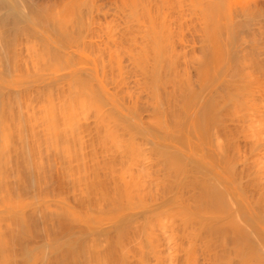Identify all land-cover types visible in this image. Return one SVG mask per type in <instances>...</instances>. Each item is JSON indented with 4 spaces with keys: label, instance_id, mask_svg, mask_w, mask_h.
<instances>
[{
    "label": "bare ground",
    "instance_id": "1",
    "mask_svg": "<svg viewBox=\"0 0 264 264\" xmlns=\"http://www.w3.org/2000/svg\"><path fill=\"white\" fill-rule=\"evenodd\" d=\"M49 1L0 0V264H264L263 5Z\"/></svg>",
    "mask_w": 264,
    "mask_h": 264
},
{
    "label": "rangeland",
    "instance_id": "2",
    "mask_svg": "<svg viewBox=\"0 0 264 264\" xmlns=\"http://www.w3.org/2000/svg\"><path fill=\"white\" fill-rule=\"evenodd\" d=\"M43 1H44V0H43ZM45 1H46V0H45ZM47 1H48V0H47ZM51 1H52V0H51ZM51 1H49V3H51ZM54 1H55V0H54ZM54 1H53V3H54ZM61 1H63V0H61ZM61 1H58V2L56 1L55 3H58V4H59ZM258 2H259V6H260V4H261V6L263 5L262 8L264 9V0H258ZM55 3H54V4H55ZM227 18H228V17H227ZM227 18H226V19H227ZM226 19L224 20V22H225V28L227 29V34L230 35V36H232V35H233V31H232L233 28L230 27V26H232V23H231V21H230L229 18H228L229 20H227V21H226ZM228 21H229V22H228ZM228 24H229L230 26H229ZM227 25H228V26H227ZM230 28H231V29H230ZM230 30H231V32H228V31H230ZM228 35H227V36H224V38L226 37L225 39H229L228 37H230V36H228ZM92 39H93V38H92ZM96 39H97V38H95V39H93V40H96ZM87 40H90V39L88 38ZM93 40H92V41H93ZM230 40H231V38H230ZM226 41L228 42L227 47L229 48V50H230V48H231V50H232V48H233V43L230 42L229 40H226ZM95 42H96V41H95ZM92 43H93V42H92ZM92 43H88L89 48H90L89 51H88V46H85V45L82 46V44H81V46L78 45V47H77V46L74 47L75 49L78 48V49H77L78 53L80 52L78 56L81 55V56H83V57H86V54H90V55H91V53L94 54V55H98V54H99V55H100V54L102 55L101 52H103V53L105 52L104 48L102 49L103 51L100 49L101 52H100V50H97V48H98L99 46L97 45L98 47L96 46V47H97V48H96V47H94V43H93V44H92ZM102 43H104V44L107 43V44H108L109 42L106 40V41H103ZM102 43H100V45H101ZM231 43H232V44H231ZM110 44H111V42H110ZM112 44H113V43H112ZM230 44H231V45H230ZM95 45H96V44H95ZM102 45H103V44H102ZM106 46H107V48H108V45H106ZM106 46H105V47H106ZM111 46H112V45H110L109 49L111 48ZM229 46H230V47H229ZM99 48H100V47H99ZM99 48H98V49H99ZM107 48H105V49H107ZM109 49H108V50H109ZM111 49H112V48H111ZM114 49H115V48H114ZM231 50H230V51H231ZM98 51H99L100 53H99ZM116 51H117V48H116ZM116 51H115V52H116ZM109 52H111V51H108V53H109ZM112 52H113V49H112ZM82 53H83L84 55H83ZM105 53H106V52H105ZM105 53H104V54H105ZM108 53H107V54H108ZM105 55H106V54H105ZM83 57H82V59H81V60H83V61H82L81 65H79V66H83V67L85 66V67H87V66H86V64H87V63H86V58H83ZM78 58H79V57H78ZM80 58H81V57H80ZM82 64H83V65H82ZM213 68H214V67L211 68L213 71L211 72V69H210V72H211V73L214 72V73H213V74L215 75V76L213 77L214 80L212 79V82L209 83V85L206 86V88H208V89H205V91L203 90L202 93L200 92L201 95H202V97H203L201 103H202V102H205L206 99L208 100V98H209L208 96H209V94H210V91H209V90H210L211 88H212V90H216V91H217V89H218L219 87H221V85H222V84H220V82L223 83V81L225 82V81L228 79V78H226V77H223V76H225V75H226V76L228 75V73H227L226 70H224V71H217V74H218V75H217V74H215L216 72L214 71V69H216L217 67H215L214 69H213ZM225 71H226V72H225ZM210 72H209V74H210ZM222 73H223V74H222ZM225 73H227V74H225ZM213 74H210V75H211L210 77H212ZM224 74H225V75H224ZM229 76H230V74H229ZM229 76H227V77H229ZM210 77H209V78H210ZM216 78H217V79H216ZM225 78H226V80H225ZM215 79H216L217 81H216ZM221 80H223V81H221ZM228 80H229V79H228ZM227 82H228V81H226L225 84H226ZM216 83H217V84H216ZM210 84H211V85H210ZM213 84H214L215 87H217L219 84H220V86L217 87V89L214 87V88H215V89H214V88H213ZM198 85L201 86L199 82H198ZM216 85H217V86H216ZM223 85H224V83H223ZM211 86H212V87H211ZM197 87H198V86H197ZM198 88H200V87H198ZM202 88H205V86L203 85ZM200 89H201V88H200ZM198 90H199V89H198ZM218 90H219V89H218ZM200 91H201V90H200ZM211 92H213V91H211ZM213 95H214V93H213ZM206 96H207L208 98H207ZM203 100H204V101H203ZM207 100H206V101H207ZM183 127L186 129L185 132H184V134H187V136H189V135L191 136V137H190V136L188 137V138L190 139L189 141H190L191 143H193V141L195 142V139H196V138L194 137V135H193V133H192L191 131H190V132H191V134L193 135V137H194L195 139H193V138H192V135L189 134L190 132H188V131H189L188 126H187V125H186V126L183 125ZM187 129H188V130H187ZM156 134H157V133H156ZM157 135H158V134H157ZM159 138H160L159 141H158V138H157V140H152V141H154V142H158V143L160 142L159 144H160V145L162 144V146H169V142H170V141L168 142V140L165 139V137L163 138V137H160V136H159ZM162 138H163V139H162ZM164 139H165V140H164ZM170 143H171V142H170ZM159 144H158V145H159ZM170 145H175V144L171 143ZM178 147H179V149H178ZM173 148H174V147H173ZM173 148H171V149H173ZM182 148L186 149L184 146H179V145L177 144V145H175L174 150L177 151V149H178L180 152H179V151H177V152H179L180 154H182L183 156H185V158H187V159H188V158H192V157H189V156H190V154H189L190 151L187 152L188 150L186 149V151L184 150V152H183V149H182ZM191 148H192V147H191ZM192 151H193V150H192ZM186 152L188 153L187 155H189V156H187V155L184 154V153H186ZM203 153H204V152H203ZM209 159H211V158L206 157V160H205V161H207V160H208V161H207V162L204 161V162H203V166H204L205 168H207V169L209 168L208 170H210L211 172H213L212 174H216V176H217V175H218V173H217V169L214 170L213 166L211 165L213 161H209ZM211 160H212V159H211ZM209 162H210V163H209ZM204 164H205V165H204ZM206 164H207V165H206ZM207 166H208V167H207ZM211 169H212V170H211ZM261 228H264V224L262 225ZM262 230H263V231H262ZM261 231L264 232V229H261Z\"/></svg>",
    "mask_w": 264,
    "mask_h": 264
}]
</instances>
